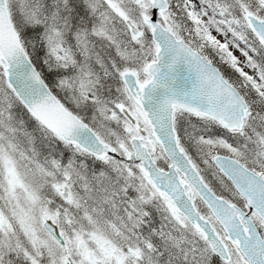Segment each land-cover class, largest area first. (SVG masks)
<instances>
[{
	"label": "snow or ice",
	"instance_id": "1",
	"mask_svg": "<svg viewBox=\"0 0 264 264\" xmlns=\"http://www.w3.org/2000/svg\"><path fill=\"white\" fill-rule=\"evenodd\" d=\"M0 264H264V0H0Z\"/></svg>",
	"mask_w": 264,
	"mask_h": 264
}]
</instances>
